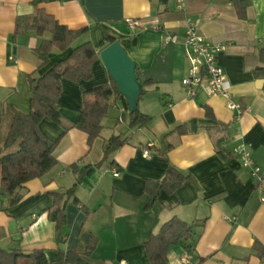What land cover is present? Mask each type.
Segmentation results:
<instances>
[{
  "label": "crops",
  "instance_id": "1",
  "mask_svg": "<svg viewBox=\"0 0 264 264\" xmlns=\"http://www.w3.org/2000/svg\"><path fill=\"white\" fill-rule=\"evenodd\" d=\"M231 1L48 0L38 8L59 25L89 31L68 50L52 49L42 65L36 49L51 34L14 32L18 17L33 14L32 0H0V104L28 114L29 76H43L75 46L89 42L98 52L89 81L60 80L56 109L61 124L44 118L38 127L44 138L56 143V166L24 185L14 209L0 211V250H40L54 262L60 251L83 254L81 237L89 233L98 240L89 264H151L145 244L177 218L192 227V236L170 249L167 264H264L252 250L255 241L264 246V204L255 197L250 169L235 154L244 144L264 172V82L259 85L261 79L254 75L264 47V0H251L244 20L237 18ZM190 25L223 48L216 59L227 77L231 101L244 109L240 116L227 108L228 98L210 94L207 86L194 96L181 86L189 63L182 37ZM166 35L179 40L165 42ZM106 36L115 38L135 64L137 109L151 121L130 128L126 101L127 107L111 99L100 135L88 146L87 135L71 127L78 122L83 92L109 82L99 56L107 47ZM3 117L10 118V113L4 111ZM114 136L122 145L102 161L103 147ZM145 150L148 157L143 156ZM72 165L84 173L75 189L79 203L69 201L66 206L59 243L48 210L53 194L76 183ZM170 167L191 181L172 195L160 191L145 211L146 182L161 181ZM7 199L0 194V205Z\"/></svg>",
  "mask_w": 264,
  "mask_h": 264
},
{
  "label": "trees",
  "instance_id": "2",
  "mask_svg": "<svg viewBox=\"0 0 264 264\" xmlns=\"http://www.w3.org/2000/svg\"><path fill=\"white\" fill-rule=\"evenodd\" d=\"M48 0H32L35 7L33 14L18 17L15 20V34L34 32L38 36L45 33L51 34L50 40H41L36 49L42 65L46 64L48 54L54 48L65 51L72 45L77 38L88 33V28L70 30L65 26L59 25L56 19L47 14L38 5ZM251 0H232L231 4L238 19H246V9ZM115 42V38L106 36L104 43L108 46ZM69 55L55 64L41 77H28L30 88L29 113L22 114L13 110L9 106L0 104V124L2 113H10V122L0 146V194L7 196L5 205H0L1 212L14 209L22 199L20 191L24 185L34 179L43 177L56 166L54 151L56 143L49 142L39 131V124L44 118L60 125L61 116L58 112L56 102L60 94V80L66 79L71 82L80 80L89 81L92 77L91 66L98 59V52L89 42L75 46ZM258 65L254 69L256 78L264 82V47L261 48L257 56ZM137 68L135 67V74ZM264 88V86H262ZM113 99L126 106L124 97L119 93L114 81L110 79L105 85L84 91L82 94V107L78 122L71 128H76L87 135V144L92 142L100 135L102 130L101 120L107 115L108 101ZM208 116L210 117L209 113ZM151 118L141 114L138 109L129 111V127L138 128L149 124ZM67 130V129H66ZM182 133L184 131H181ZM122 143L118 137H111L103 147V160H106L114 149L120 147ZM223 156V155H222ZM78 176L72 188L65 192L53 194V205L48 210V219L55 224V232L58 242L64 239L63 228L66 225L65 209L69 201L78 204L75 197V189L80 181L83 171L76 165L69 168ZM191 181V178L184 175L174 167H170L161 181H147L143 192L149 200L144 206V210H150L154 205L160 191L172 195L180 186ZM157 235L151 236L145 244V250L151 264H167V254L170 249L180 241H188L192 236V227L183 224L177 218L160 227ZM82 241L86 248L83 254L77 251L59 253L57 261L49 262L46 260L44 252L35 250L30 253L19 251L6 252L0 250V264H89L88 259L97 245V238L93 235L82 234ZM252 250L256 257L264 261V246L255 241ZM202 260H200L201 262Z\"/></svg>",
  "mask_w": 264,
  "mask_h": 264
},
{
  "label": "built area",
  "instance_id": "3",
  "mask_svg": "<svg viewBox=\"0 0 264 264\" xmlns=\"http://www.w3.org/2000/svg\"><path fill=\"white\" fill-rule=\"evenodd\" d=\"M65 2L67 0H55ZM182 2V0H178ZM127 24L134 27V21L128 20ZM165 42L175 43L179 40L178 36L166 35ZM183 44L186 48V58L188 60L187 74L181 79V86L187 91L189 96H194L196 91L202 86H207L209 93L215 96L228 98L227 108L236 112L240 116L244 109L240 104L231 101L229 92V83L225 73L219 67L216 56L223 48L212 44L205 37L199 34L197 28L190 25L182 37ZM235 154L244 168L250 169L255 186L254 192L257 194V200L264 204V172L254 164L250 152L244 144H240ZM150 152L145 150L144 157H148ZM118 171L114 170L113 175L118 177Z\"/></svg>",
  "mask_w": 264,
  "mask_h": 264
},
{
  "label": "water",
  "instance_id": "4",
  "mask_svg": "<svg viewBox=\"0 0 264 264\" xmlns=\"http://www.w3.org/2000/svg\"><path fill=\"white\" fill-rule=\"evenodd\" d=\"M99 56L110 79L114 81L119 93L129 106V111L136 110L140 89L136 81L135 64L127 57L116 41L105 47ZM258 84H263V80H260Z\"/></svg>",
  "mask_w": 264,
  "mask_h": 264
},
{
  "label": "rangeland",
  "instance_id": "5",
  "mask_svg": "<svg viewBox=\"0 0 264 264\" xmlns=\"http://www.w3.org/2000/svg\"><path fill=\"white\" fill-rule=\"evenodd\" d=\"M10 118L8 117H3L1 124H0V143L3 142L4 137L6 135L8 126H9Z\"/></svg>",
  "mask_w": 264,
  "mask_h": 264
}]
</instances>
